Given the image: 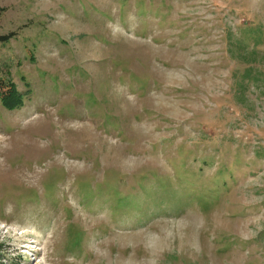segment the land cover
I'll use <instances>...</instances> for the list:
<instances>
[{"label":"rangeland","instance_id":"obj_1","mask_svg":"<svg viewBox=\"0 0 264 264\" xmlns=\"http://www.w3.org/2000/svg\"><path fill=\"white\" fill-rule=\"evenodd\" d=\"M0 264H264V0H0Z\"/></svg>","mask_w":264,"mask_h":264},{"label":"trees","instance_id":"obj_2","mask_svg":"<svg viewBox=\"0 0 264 264\" xmlns=\"http://www.w3.org/2000/svg\"><path fill=\"white\" fill-rule=\"evenodd\" d=\"M259 38H257V39H259ZM247 77L249 79L252 78V71H250V70L247 71ZM2 100L5 103V105L10 109L16 108L19 105V103L21 102L20 95L18 94V92L16 91V89L13 85H12V88H11L9 94L2 96Z\"/></svg>","mask_w":264,"mask_h":264}]
</instances>
